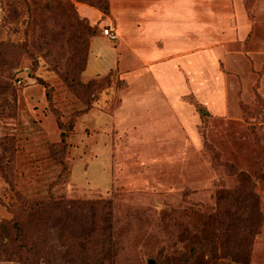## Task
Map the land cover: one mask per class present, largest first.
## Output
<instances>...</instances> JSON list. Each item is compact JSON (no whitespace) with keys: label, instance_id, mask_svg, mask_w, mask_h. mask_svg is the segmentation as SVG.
<instances>
[{"label":"rangeland","instance_id":"1","mask_svg":"<svg viewBox=\"0 0 264 264\" xmlns=\"http://www.w3.org/2000/svg\"><path fill=\"white\" fill-rule=\"evenodd\" d=\"M191 244L264 264V0H0V264Z\"/></svg>","mask_w":264,"mask_h":264},{"label":"trees","instance_id":"2","mask_svg":"<svg viewBox=\"0 0 264 264\" xmlns=\"http://www.w3.org/2000/svg\"><path fill=\"white\" fill-rule=\"evenodd\" d=\"M230 220H228L229 222ZM222 226L224 227V223H222ZM229 225L225 226L224 228H229L228 227ZM219 236V240H220V244L221 245H227V241L229 239V234L226 235V236H223V233L221 235H218ZM210 243L214 244V241H210ZM195 246L193 244H191L190 248L188 251H185L184 252V257H183V263L182 264H190L191 263V253H190V249L194 248ZM192 252V251H191Z\"/></svg>","mask_w":264,"mask_h":264},{"label":"built area","instance_id":"3","mask_svg":"<svg viewBox=\"0 0 264 264\" xmlns=\"http://www.w3.org/2000/svg\"><path fill=\"white\" fill-rule=\"evenodd\" d=\"M103 34L109 39V40H114L117 38V32L116 30L111 26L108 25L103 29Z\"/></svg>","mask_w":264,"mask_h":264}]
</instances>
